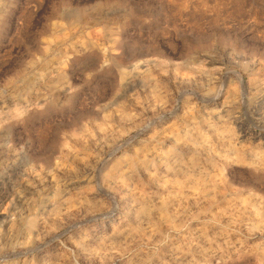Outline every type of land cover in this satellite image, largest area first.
I'll use <instances>...</instances> for the list:
<instances>
[{"label": "rangeland", "instance_id": "374dc122", "mask_svg": "<svg viewBox=\"0 0 264 264\" xmlns=\"http://www.w3.org/2000/svg\"><path fill=\"white\" fill-rule=\"evenodd\" d=\"M0 264H264V0H0Z\"/></svg>", "mask_w": 264, "mask_h": 264}]
</instances>
